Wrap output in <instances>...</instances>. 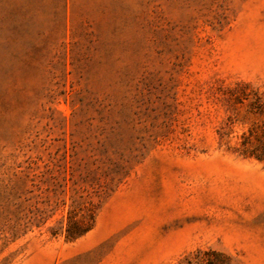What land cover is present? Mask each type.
<instances>
[{"label":"rangeland","instance_id":"obj_1","mask_svg":"<svg viewBox=\"0 0 264 264\" xmlns=\"http://www.w3.org/2000/svg\"><path fill=\"white\" fill-rule=\"evenodd\" d=\"M263 159L264 0H0V264H264Z\"/></svg>","mask_w":264,"mask_h":264},{"label":"trees","instance_id":"obj_2","mask_svg":"<svg viewBox=\"0 0 264 264\" xmlns=\"http://www.w3.org/2000/svg\"><path fill=\"white\" fill-rule=\"evenodd\" d=\"M259 160H261L260 158L261 157H257ZM264 160V159H263ZM83 230L84 229H80V231H78V233H71L70 231H68V233H67V238H74L75 237V235H77V234H80L81 232H83Z\"/></svg>","mask_w":264,"mask_h":264}]
</instances>
